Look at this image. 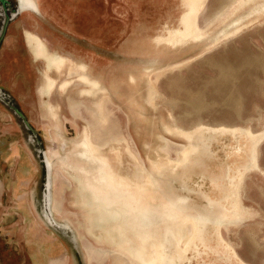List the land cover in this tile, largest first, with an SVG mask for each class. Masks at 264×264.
I'll return each instance as SVG.
<instances>
[{
  "label": "rangeland",
  "instance_id": "obj_1",
  "mask_svg": "<svg viewBox=\"0 0 264 264\" xmlns=\"http://www.w3.org/2000/svg\"><path fill=\"white\" fill-rule=\"evenodd\" d=\"M34 1L0 0V264H109L132 209L166 264H264V0L175 42L184 0Z\"/></svg>",
  "mask_w": 264,
  "mask_h": 264
},
{
  "label": "bare ground",
  "instance_id": "obj_2",
  "mask_svg": "<svg viewBox=\"0 0 264 264\" xmlns=\"http://www.w3.org/2000/svg\"><path fill=\"white\" fill-rule=\"evenodd\" d=\"M184 1H185L184 4L186 6V11L181 19L183 28L181 30L176 31L175 33H172L171 38H167L169 41L175 42L174 40H171L173 38L177 40H182L187 37H198L201 35V30L199 28V14L205 0H184ZM31 2L33 6L36 5V2L34 0L33 1L30 0V3ZM29 40H31L34 43L33 47L36 54L46 56L48 59L50 58V56L47 54L44 48V44H42L41 41H39L35 37H33V39L30 38ZM54 60L56 64H61L63 61L62 57L54 58ZM53 85H54V80L49 76V80L45 92H49L53 87ZM228 129H232V127H228ZM78 145L83 147V151L91 154L90 156H94L92 153L96 151L97 146L91 141L89 137L88 139H84L83 141H80ZM254 153L256 154L255 150ZM253 161H255V159H253ZM96 162L98 169L101 171L100 180L102 181L103 186H105L106 188L105 191H103L101 194L97 196L98 198H101V201L102 200L107 201L106 198L109 195L114 199L116 197L115 187H119L121 185V182L119 178L115 175V173L111 171V167L108 165L105 159L100 157L99 160L98 159L96 160ZM50 178L51 175H49V180L47 184V189H48V192L46 193L47 198L51 197L50 194H51L52 183ZM126 197L129 201L137 200L138 198L136 194H129V193L126 194ZM120 226L123 227L125 230H128L130 232V236L126 235L127 237L125 236L126 238L125 239L123 238L120 244L114 246L116 247L117 250L114 248L113 252H107V255L111 256V262L109 264H125V262L126 264H137V262H139L140 264H156V263L166 264L170 260L169 256H167V251L164 248L163 242L161 243L157 239L152 240V237L154 238V234L150 230L151 227L150 223L148 224L138 214L134 213L133 209L131 210V212L127 213L126 218L123 219L121 223L119 222L115 223L111 227L113 229L112 233L111 230H107L108 231L107 234L111 235L112 238L116 239L117 237L116 234ZM196 229H198V227H196ZM168 233L172 235L175 234L173 230V226L169 227ZM194 234L193 236L195 237ZM189 237L190 235L188 236V238ZM168 243L169 245L174 246V242L172 238L168 240ZM87 251L90 260H93L96 257L100 258L103 256L102 253L98 252L97 250L91 247H89Z\"/></svg>",
  "mask_w": 264,
  "mask_h": 264
}]
</instances>
